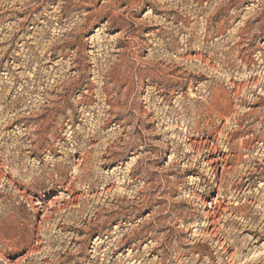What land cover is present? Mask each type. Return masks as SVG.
Returning a JSON list of instances; mask_svg holds the SVG:
<instances>
[{"label": "rangeland", "instance_id": "obj_1", "mask_svg": "<svg viewBox=\"0 0 264 264\" xmlns=\"http://www.w3.org/2000/svg\"><path fill=\"white\" fill-rule=\"evenodd\" d=\"M0 28V264H264V0H0Z\"/></svg>", "mask_w": 264, "mask_h": 264}, {"label": "bare ground", "instance_id": "obj_2", "mask_svg": "<svg viewBox=\"0 0 264 264\" xmlns=\"http://www.w3.org/2000/svg\"><path fill=\"white\" fill-rule=\"evenodd\" d=\"M15 1V0H14ZM10 2V1H9ZM14 6V5H13ZM9 7V6H8ZM24 8V7H23ZM57 19V18H56ZM1 29V28H0ZM51 46V45H50ZM51 48V47H50ZM45 50V49H44ZM198 55H200V54H198ZM78 57V56H77ZM213 68V67H212ZM192 69V68H191ZM4 75H8V74H4ZM187 75V74H186ZM185 75V76H186ZM53 82V81H52ZM62 83V82H61ZM189 86V85H188ZM183 95V94H182ZM225 118V117H224ZM195 142V141H194ZM205 142V141H204ZM216 144V143H215ZM225 156V155H224ZM223 155L222 156H220V157H216V158H214V159H210V164H212L211 166H212V168H211V170H214L215 168H216V166L218 165V161H221V162H226L227 160V157H224ZM229 156V155H228ZM224 165H225V163H224ZM11 168V167H10ZM223 169H225V166H223L222 167ZM2 179H5L4 178V172H3V170H2V166H0V181L2 180ZM8 180V179H7ZM8 182H11V181H8ZM39 202V201H38ZM51 203V202H50ZM38 203L36 202V205H37ZM44 208V207H43ZM213 212V211H212ZM212 223V222H211ZM216 232V231H215ZM216 235V234H215ZM102 241V240H101ZM96 242H98V240H96ZM39 243V242H38Z\"/></svg>", "mask_w": 264, "mask_h": 264}]
</instances>
